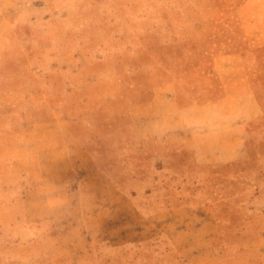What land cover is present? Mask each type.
Listing matches in <instances>:
<instances>
[{"label": "rangeland", "instance_id": "374dc122", "mask_svg": "<svg viewBox=\"0 0 264 264\" xmlns=\"http://www.w3.org/2000/svg\"><path fill=\"white\" fill-rule=\"evenodd\" d=\"M66 1L65 13L72 12ZM82 8L86 15L74 22L78 45H25L40 94L31 98L13 81L19 70L0 64L7 78L0 84V264H264V0H84ZM158 33L167 42L192 39L199 64L245 52L255 41L263 48L262 64H247L260 106L249 125L248 160L214 170L217 205L199 213L209 221L197 230H175L178 253L165 238L117 248L112 242L135 238V229L89 211L105 198L90 195L84 181L65 195V180L79 181L65 174L67 141L82 138L107 170L125 169L132 157L150 161L142 147L140 154L129 147L128 110L169 77L152 50ZM190 73L187 67L174 76L187 94L204 87Z\"/></svg>", "mask_w": 264, "mask_h": 264}, {"label": "crops", "instance_id": "0c3cea01", "mask_svg": "<svg viewBox=\"0 0 264 264\" xmlns=\"http://www.w3.org/2000/svg\"><path fill=\"white\" fill-rule=\"evenodd\" d=\"M66 4L72 12L65 13V0H0V64L19 70L13 81L21 83L31 98L40 94V88L28 69L25 45L56 39L74 46V22L86 15L83 8L79 12L84 0ZM162 37L153 36L152 50L157 69L169 77L152 88L148 100L128 110V131L134 140L129 147L137 154L142 147L150 161L140 165L138 157H132L125 169L107 170L85 149L82 138L65 142V174L79 178L78 185L65 180V195L84 181L90 195L106 200L90 212L109 214L100 220L114 222L117 228L123 223L125 229H135V238L112 242L117 248L165 238L177 251L175 230H197L204 218L209 221L207 215L199 221V213L217 205L214 170L248 160L249 125L260 118L247 64H262V44L255 41L245 52L217 54L212 64H199L192 39L167 42ZM187 67L191 80L201 81L202 90L190 89L187 94L178 88L174 76ZM0 77V84L6 83L7 78ZM197 91L211 96L196 98ZM70 132V122L65 120V141ZM68 162H73L71 167ZM90 178L93 184L87 185Z\"/></svg>", "mask_w": 264, "mask_h": 264}]
</instances>
